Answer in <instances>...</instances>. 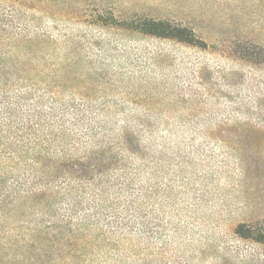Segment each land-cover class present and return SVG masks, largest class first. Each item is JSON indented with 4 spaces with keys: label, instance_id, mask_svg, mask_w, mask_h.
<instances>
[{
    "label": "rangeland",
    "instance_id": "374dc122",
    "mask_svg": "<svg viewBox=\"0 0 264 264\" xmlns=\"http://www.w3.org/2000/svg\"><path fill=\"white\" fill-rule=\"evenodd\" d=\"M14 1L36 8L14 3L29 32L55 40L61 96L129 126L141 217L123 234L0 209V264L264 262V246L234 233L264 224V0ZM144 18L186 26L195 42L123 27Z\"/></svg>",
    "mask_w": 264,
    "mask_h": 264
},
{
    "label": "trees",
    "instance_id": "16d2710c",
    "mask_svg": "<svg viewBox=\"0 0 264 264\" xmlns=\"http://www.w3.org/2000/svg\"><path fill=\"white\" fill-rule=\"evenodd\" d=\"M10 1L0 0V209L26 207L51 221L97 223L131 234L141 217L133 165L137 140L132 142L127 124L113 130L90 100L61 96L65 87L58 82L63 69L53 56L55 40L37 25L29 32L33 19L22 18L14 3L35 7ZM110 19L96 22L118 23ZM122 24L154 37L195 42L190 28L168 20ZM234 233L264 246L259 221L238 224ZM248 262L264 264L255 255Z\"/></svg>",
    "mask_w": 264,
    "mask_h": 264
}]
</instances>
